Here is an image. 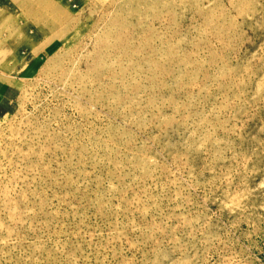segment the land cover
I'll use <instances>...</instances> for the list:
<instances>
[{
    "label": "rangeland",
    "instance_id": "1",
    "mask_svg": "<svg viewBox=\"0 0 264 264\" xmlns=\"http://www.w3.org/2000/svg\"><path fill=\"white\" fill-rule=\"evenodd\" d=\"M0 264H264V0H0Z\"/></svg>",
    "mask_w": 264,
    "mask_h": 264
}]
</instances>
